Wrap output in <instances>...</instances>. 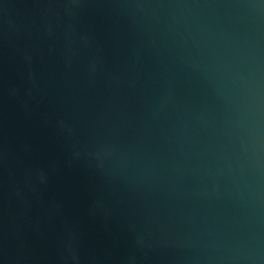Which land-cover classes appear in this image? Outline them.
<instances>
[{"label":"water","instance_id":"95a60500","mask_svg":"<svg viewBox=\"0 0 264 264\" xmlns=\"http://www.w3.org/2000/svg\"><path fill=\"white\" fill-rule=\"evenodd\" d=\"M0 264H264V0H0Z\"/></svg>","mask_w":264,"mask_h":264}]
</instances>
